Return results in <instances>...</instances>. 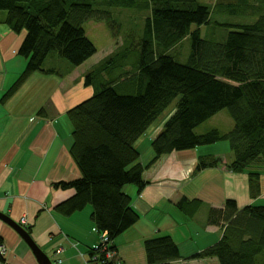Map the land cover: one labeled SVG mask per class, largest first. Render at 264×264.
I'll list each match as a JSON object with an SVG mask.
<instances>
[{
  "label": "trees",
  "instance_id": "1",
  "mask_svg": "<svg viewBox=\"0 0 264 264\" xmlns=\"http://www.w3.org/2000/svg\"><path fill=\"white\" fill-rule=\"evenodd\" d=\"M70 1L0 0V11L7 15L3 24L17 35L25 34L19 55L27 60L3 102L33 74L55 73L45 69L53 55L71 69L94 57L97 49L84 24L104 23L114 41L123 39L85 75V86L95 88L94 96L67 112L73 126L70 154L81 178L53 185L56 190L75 191L55 208L56 213L71 217L91 206V221L100 234H107L111 250L117 253L114 241L139 221L123 188L133 185L141 191L146 185L143 168L132 167L140 157L135 143L175 100V112L151 143L152 164L173 152L228 143L234 160L225 167L248 173L251 184L257 181L258 174L250 167L264 160V15L253 24L229 26L234 30L217 42L202 38L201 27L210 25L212 9L197 0ZM222 1L216 8L236 12L230 0ZM233 1L246 6V0ZM114 8L151 12L140 37L132 32L123 36L122 24L112 15ZM186 39L191 41V53L181 64L172 52ZM223 111L233 121L230 132L196 133ZM221 165V159L201 157L197 171ZM186 205L184 200L179 207L185 211ZM208 222H223V237L195 258H216L219 264H264V206L239 210L236 202L228 201L223 211H210ZM145 251L148 264L180 259L169 237L147 241ZM88 264H116V260L108 261L94 249Z\"/></svg>",
  "mask_w": 264,
  "mask_h": 264
},
{
  "label": "crops",
  "instance_id": "2",
  "mask_svg": "<svg viewBox=\"0 0 264 264\" xmlns=\"http://www.w3.org/2000/svg\"><path fill=\"white\" fill-rule=\"evenodd\" d=\"M0 23V213L18 224L25 219L32 239L53 264H88L101 236L91 221L93 209L88 206L71 217L59 215L55 208L75 191L56 190L53 185L81 178L70 154L73 126L67 112L94 96L95 88L85 86L84 77L115 49L101 59L97 52L75 69L55 57L57 67L45 68L55 73L33 74L3 102L27 60L19 55L25 34L17 35ZM174 112L173 107L135 143L140 157L132 167L143 168L146 185L141 191L133 185L123 188L139 215V221L114 241L123 264H148L146 242L162 237L171 238L179 249L180 259L170 264H219L216 258H195L224 234L223 222H208L210 211H223L228 201L236 202L239 210L264 206V160L251 165L250 171L258 174L251 184L248 173L225 167L234 154L221 143L173 152L152 164L151 143ZM201 157L221 159L222 165L197 171ZM184 200L189 204L185 211L179 207ZM0 242L7 248V264H39L27 243L1 219Z\"/></svg>",
  "mask_w": 264,
  "mask_h": 264
},
{
  "label": "rangeland",
  "instance_id": "3",
  "mask_svg": "<svg viewBox=\"0 0 264 264\" xmlns=\"http://www.w3.org/2000/svg\"><path fill=\"white\" fill-rule=\"evenodd\" d=\"M198 3L206 5L212 9L211 14V23L210 25L201 27L202 38L210 41H223L226 39L228 33L233 31V28L229 26L244 25V24H253L255 23L260 15H264V0H246V6L240 4L238 5L235 1L230 0L233 5L231 9L236 10L235 13H230L228 9L224 10L225 6H219L216 8L218 0H197ZM228 1V2H230ZM69 2H71L69 0ZM75 2V1H73ZM88 3H91V0H87ZM227 1H222L221 3H228ZM248 8L246 13H243V10ZM150 11L147 10H138V9H112V15L115 20L122 24L123 28L121 33L123 36L127 33L132 32L138 37L143 32L145 20L150 15ZM6 12L0 11V22H4L6 19ZM5 25V24H3ZM87 38L94 44L97 49V59H101L110 53L113 49H116L117 45L122 43L123 39H120L118 42L114 41L110 31L104 23H97L90 21L83 26ZM24 35V33H23ZM125 39V37H123ZM191 53V41L190 39L184 40L179 47L172 52V55L177 58L178 62L181 64H186ZM55 56H51L47 61L45 67H57L54 64ZM66 63V61H63ZM59 69L63 70L61 65ZM176 100L168 111L163 114L159 119L158 124L172 111L173 107L176 104ZM234 127L232 119L229 117L227 111H223L221 115L215 119L204 123L199 128H197L196 133L201 135L207 133L213 129L220 131L221 133H228ZM222 146L229 148L228 143H221Z\"/></svg>",
  "mask_w": 264,
  "mask_h": 264
},
{
  "label": "water",
  "instance_id": "4",
  "mask_svg": "<svg viewBox=\"0 0 264 264\" xmlns=\"http://www.w3.org/2000/svg\"><path fill=\"white\" fill-rule=\"evenodd\" d=\"M0 219L13 228L32 250L39 264H53L47 254L34 242L26 228L0 213Z\"/></svg>",
  "mask_w": 264,
  "mask_h": 264
},
{
  "label": "built area",
  "instance_id": "5",
  "mask_svg": "<svg viewBox=\"0 0 264 264\" xmlns=\"http://www.w3.org/2000/svg\"><path fill=\"white\" fill-rule=\"evenodd\" d=\"M26 223H27L26 220L22 219L20 225L26 228ZM95 249L97 253L99 252V254L100 253L104 254L106 260L108 261L116 260V264H121L117 259V253L111 250V242L109 241L107 234H102L100 236L99 244ZM59 252L61 251L59 250ZM6 254H7L6 246L2 242H0V264H7V261L5 260ZM96 258L97 257L95 256V259Z\"/></svg>",
  "mask_w": 264,
  "mask_h": 264
},
{
  "label": "bare ground",
  "instance_id": "6",
  "mask_svg": "<svg viewBox=\"0 0 264 264\" xmlns=\"http://www.w3.org/2000/svg\"><path fill=\"white\" fill-rule=\"evenodd\" d=\"M100 235H102V234H100Z\"/></svg>",
  "mask_w": 264,
  "mask_h": 264
}]
</instances>
